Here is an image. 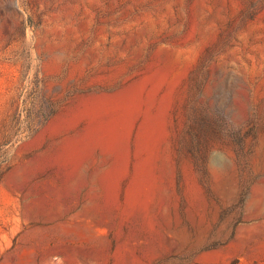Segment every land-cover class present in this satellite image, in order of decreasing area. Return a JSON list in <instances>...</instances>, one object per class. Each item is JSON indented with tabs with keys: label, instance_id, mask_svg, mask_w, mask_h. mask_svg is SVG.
Here are the masks:
<instances>
[{
	"label": "rangeland",
	"instance_id": "1",
	"mask_svg": "<svg viewBox=\"0 0 264 264\" xmlns=\"http://www.w3.org/2000/svg\"><path fill=\"white\" fill-rule=\"evenodd\" d=\"M0 264H264V0H0Z\"/></svg>",
	"mask_w": 264,
	"mask_h": 264
}]
</instances>
